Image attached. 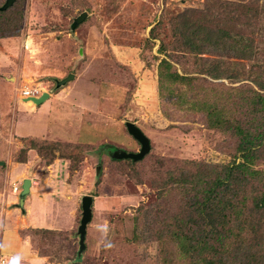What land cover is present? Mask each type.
Here are the masks:
<instances>
[{"label":"rangeland","instance_id":"1","mask_svg":"<svg viewBox=\"0 0 264 264\" xmlns=\"http://www.w3.org/2000/svg\"><path fill=\"white\" fill-rule=\"evenodd\" d=\"M4 2L0 0V6ZM202 4L203 0H15L0 14V190L20 186L21 182L4 183L5 168L26 162L27 178L41 190L37 193L46 189V207L37 204L27 216L28 223L31 218L39 226L24 231L32 250L27 259L36 264H189L174 240L154 241V220L175 212L171 201L160 197L161 178L174 165L169 160L226 163L235 143L207 128L197 109L182 110L160 97L157 67L163 58L159 38L171 39V18ZM83 12L86 16L75 25ZM156 27L154 36L159 38H152ZM174 67L181 73L179 64ZM69 74L73 78L56 87ZM24 90L51 97L41 103L42 110L34 111L36 105L26 100ZM196 98L188 94L185 100ZM128 121L150 143L138 162L111 156L113 148L139 150L127 132ZM28 146L35 149L21 150ZM52 156L56 159L46 165ZM24 157L25 162L15 160ZM56 160L60 163L52 165ZM84 195L92 196V218L78 256ZM163 204L164 210L156 212ZM14 212L0 216V252L18 257L22 247L14 237L25 235L3 233L7 216L8 221L18 216L27 220L24 212ZM172 221L165 220L166 229ZM15 262L12 257L7 264Z\"/></svg>","mask_w":264,"mask_h":264},{"label":"trees","instance_id":"2","mask_svg":"<svg viewBox=\"0 0 264 264\" xmlns=\"http://www.w3.org/2000/svg\"><path fill=\"white\" fill-rule=\"evenodd\" d=\"M169 24L168 42L151 29L163 55L160 97L182 110L197 109L207 128L235 144L226 163L169 160L174 165L163 173L159 191L175 212L154 220V241L174 240L189 264H264V0H203ZM188 94L197 98L185 100ZM165 220H173L170 229Z\"/></svg>","mask_w":264,"mask_h":264},{"label":"crops","instance_id":"3","mask_svg":"<svg viewBox=\"0 0 264 264\" xmlns=\"http://www.w3.org/2000/svg\"><path fill=\"white\" fill-rule=\"evenodd\" d=\"M50 97L51 96L49 95L47 100ZM44 102H42V103L44 104ZM41 107H43V105H41V104L36 105L34 107V111H36L37 109L42 110L43 108H41ZM17 136L23 138L25 136H34V135H17ZM57 163H60L59 160L58 161L56 160L52 165H55ZM16 168L18 170L15 171ZM28 169H29L28 162H26V163H15L11 166H8V168H5L4 179H3L4 183L5 182L6 183L10 182V184L16 183V182L22 183V180L27 178L26 172H28ZM30 182H31L30 183L31 185L29 188V194L24 199L22 209H20L16 206V204H17L16 199L18 197L19 191L21 190V188H20L21 184H19L20 186H18L17 184H14V185L18 186V192L16 194L11 192L10 186L8 189L3 188L2 190H0V205H1L0 216L1 217L2 216L6 217L5 215H9L10 213L13 214V213H15L14 211H16V212L18 211L19 215H21V213L24 212L26 214L25 217H27L28 215H30L29 212L31 211L32 207H34V206L37 207L40 204L42 206L46 207V202H45L46 201V198H45L46 189L43 186V188H44V190H42L43 194H38L37 191H41V190L37 189L38 184H36L33 179H30ZM5 220H7L3 224V227H4L3 233L5 234V236L11 235L10 233L9 234L5 233L7 231H11L12 233L16 232V233H19L21 235H25V237L22 239L20 237L19 238L14 237V240L16 242V246L19 247L18 244H20L22 247L21 253H19V255H17L18 257H15L14 254L5 255V253L2 249H1L2 252H0V254L4 257L12 256L13 259H15L18 262L19 261H26L27 262L29 260V262H27V263L36 264V260H35V262H32L33 260L30 261V259L32 257V255H31L32 250H31L30 246H28V244L26 243V234L24 231L30 227L31 228L39 227L38 224L34 223V220H32L31 218L29 219V223H28V217L26 220V218H22V217L18 216L17 219H15L13 221H8L9 219L7 216V218ZM16 222H18L17 225L15 224ZM27 257H30V259H27ZM18 262H15V264H18Z\"/></svg>","mask_w":264,"mask_h":264},{"label":"water","instance_id":"4","mask_svg":"<svg viewBox=\"0 0 264 264\" xmlns=\"http://www.w3.org/2000/svg\"><path fill=\"white\" fill-rule=\"evenodd\" d=\"M15 0H5L4 4L0 6V11L7 9L14 3ZM86 16V13L83 12L80 16L75 18L74 24H78L83 18ZM73 78L72 74H69L65 78L57 81L56 87L65 85L70 79ZM49 94L44 92L39 97L31 96L28 97L26 100L33 102L35 105H39L44 102L48 98ZM127 132L138 142L139 150L137 152H127L120 148H113L111 152L112 158L115 159H129L131 161H138L141 160L150 150V143L148 137L138 128L133 122H126L125 123ZM109 148H112L111 145H106ZM3 162L0 161V165ZM30 179L25 178L22 180L21 183V190L18 193V203L16 206L20 209L23 207V202L25 197L29 194L30 188ZM92 196L84 195L81 197V218L79 221V225L77 227V234L79 236V248L77 251V255L80 256L81 253L84 251L85 248V236H86V227L87 224L90 222L92 218Z\"/></svg>","mask_w":264,"mask_h":264},{"label":"built area","instance_id":"5","mask_svg":"<svg viewBox=\"0 0 264 264\" xmlns=\"http://www.w3.org/2000/svg\"><path fill=\"white\" fill-rule=\"evenodd\" d=\"M23 95L28 98V97L34 96V93L31 92L30 90H24L23 91ZM11 192L14 193V194H16L18 192V186L17 185H13L12 186V189H11ZM11 260H12V257L11 256H9V257H2L0 259V264H7Z\"/></svg>","mask_w":264,"mask_h":264}]
</instances>
